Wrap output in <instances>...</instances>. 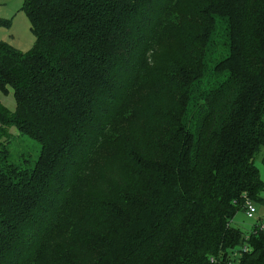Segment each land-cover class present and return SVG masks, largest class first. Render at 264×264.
Masks as SVG:
<instances>
[{
	"label": "trees",
	"instance_id": "1",
	"mask_svg": "<svg viewBox=\"0 0 264 264\" xmlns=\"http://www.w3.org/2000/svg\"><path fill=\"white\" fill-rule=\"evenodd\" d=\"M22 10L31 51L0 43V91L17 103L15 113L0 104V264H228L245 245L236 263L264 264L263 224L247 236L233 225L248 201L264 203V0H24ZM144 89L149 121L122 130ZM9 126L37 143L36 159L12 147ZM110 144L113 175L60 247L85 171Z\"/></svg>",
	"mask_w": 264,
	"mask_h": 264
},
{
	"label": "rangeland",
	"instance_id": "2",
	"mask_svg": "<svg viewBox=\"0 0 264 264\" xmlns=\"http://www.w3.org/2000/svg\"><path fill=\"white\" fill-rule=\"evenodd\" d=\"M24 0H0V21L7 20L10 22V27L7 28L0 24V43H6L12 45L14 48H18L22 52H30L35 45L36 37L32 31L30 20L26 13L22 10ZM167 36V35H166ZM162 37L161 45L155 48V52L152 53V62L155 64H161L163 61V52L170 39L168 37ZM151 66V64H150ZM153 93L152 90L144 89L135 97V102L132 105L133 117L128 123H124L122 130H133L131 128L136 126H145L149 121V109L147 108V97ZM146 102V103H145ZM0 104L5 106L12 113L16 112L17 103L15 102L14 92L11 89L7 93L0 91ZM146 104V105H144ZM9 139L13 148L25 149L33 154L34 158L39 154L40 147L37 143L34 144L29 138L20 136L18 130L14 126L7 127ZM133 132V131H132ZM134 133V132H133ZM6 137V136H5ZM5 137L3 139H5ZM113 146L110 144L109 152L104 150L97 152L95 158L89 165L87 171H85L84 179L77 188V200L71 205L69 211L65 217V225L61 230V233L57 235V241L60 243V247L72 238V233L75 230L77 222L74 220H82L86 213V209L89 203L90 195H103V179L110 178L115 169L117 159L114 155ZM256 165L261 170V179L264 181V151L259 154L256 160ZM109 181V180H108ZM264 196V193H263ZM91 197V196H90ZM257 212L254 214V218H249L245 215V209L236 214L233 220V225L238 227L247 236L253 231V225L262 223L264 226V203H254ZM69 217V218H67ZM67 218V219H66ZM89 220L93 223L102 221L98 213L89 215ZM68 221V224H67ZM67 225V227H66ZM40 264H48V260L45 259ZM55 264H58L56 261ZM234 264H237L234 262Z\"/></svg>",
	"mask_w": 264,
	"mask_h": 264
},
{
	"label": "built area",
	"instance_id": "3",
	"mask_svg": "<svg viewBox=\"0 0 264 264\" xmlns=\"http://www.w3.org/2000/svg\"><path fill=\"white\" fill-rule=\"evenodd\" d=\"M257 212V209L254 206L253 202L248 201L245 208V215H247L249 218H254V214ZM264 227V226H263ZM250 247L248 245H245L241 250H233L231 253L230 262L228 264H234L236 262V258L242 255V253H247L249 251ZM215 262L214 260H212Z\"/></svg>",
	"mask_w": 264,
	"mask_h": 264
},
{
	"label": "crops",
	"instance_id": "4",
	"mask_svg": "<svg viewBox=\"0 0 264 264\" xmlns=\"http://www.w3.org/2000/svg\"><path fill=\"white\" fill-rule=\"evenodd\" d=\"M18 49V48H17Z\"/></svg>",
	"mask_w": 264,
	"mask_h": 264
}]
</instances>
